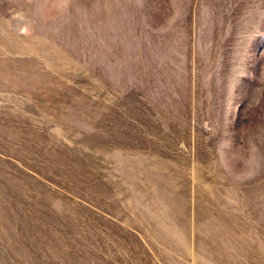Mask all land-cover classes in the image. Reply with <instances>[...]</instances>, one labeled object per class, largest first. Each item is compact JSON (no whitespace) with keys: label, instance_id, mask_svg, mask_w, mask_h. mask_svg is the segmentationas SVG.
<instances>
[{"label":"rangeland","instance_id":"rangeland-1","mask_svg":"<svg viewBox=\"0 0 264 264\" xmlns=\"http://www.w3.org/2000/svg\"><path fill=\"white\" fill-rule=\"evenodd\" d=\"M0 264H264V0H0Z\"/></svg>","mask_w":264,"mask_h":264}]
</instances>
